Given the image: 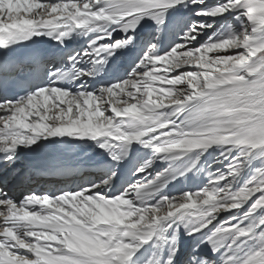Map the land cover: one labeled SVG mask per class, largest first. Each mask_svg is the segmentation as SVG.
Instances as JSON below:
<instances>
[{"label": "snow or ice", "instance_id": "1", "mask_svg": "<svg viewBox=\"0 0 264 264\" xmlns=\"http://www.w3.org/2000/svg\"><path fill=\"white\" fill-rule=\"evenodd\" d=\"M0 264H264V0H0Z\"/></svg>", "mask_w": 264, "mask_h": 264}, {"label": "bare ground", "instance_id": "2", "mask_svg": "<svg viewBox=\"0 0 264 264\" xmlns=\"http://www.w3.org/2000/svg\"><path fill=\"white\" fill-rule=\"evenodd\" d=\"M173 38H175V36L173 35ZM83 153L87 156V158L89 159V161L91 162H95L97 160H100L101 157L95 153L92 154H88V150L86 148H73V149H67L66 153H65V157L61 158L62 161H65L67 163H74L78 158L79 155ZM57 178H49V177H45V178H38L37 179V183H39L41 186H47L49 184H55L57 183ZM192 243L191 239L189 238V240L187 241L186 247L187 245H190ZM190 250V249H189Z\"/></svg>", "mask_w": 264, "mask_h": 264}]
</instances>
